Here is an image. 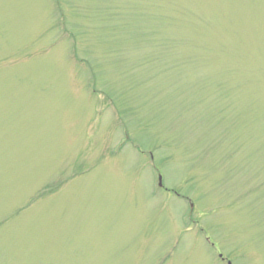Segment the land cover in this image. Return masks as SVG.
Segmentation results:
<instances>
[{
	"label": "rangeland",
	"instance_id": "374dc122",
	"mask_svg": "<svg viewBox=\"0 0 264 264\" xmlns=\"http://www.w3.org/2000/svg\"><path fill=\"white\" fill-rule=\"evenodd\" d=\"M226 262L264 264V0H0V264Z\"/></svg>",
	"mask_w": 264,
	"mask_h": 264
}]
</instances>
